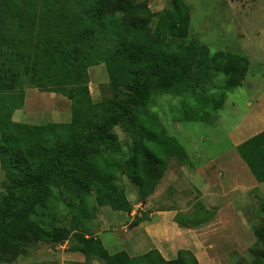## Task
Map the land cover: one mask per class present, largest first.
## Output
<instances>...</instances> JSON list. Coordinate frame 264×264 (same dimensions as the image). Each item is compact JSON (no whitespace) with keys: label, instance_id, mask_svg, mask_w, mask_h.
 I'll return each mask as SVG.
<instances>
[{"label":"trees","instance_id":"obj_1","mask_svg":"<svg viewBox=\"0 0 264 264\" xmlns=\"http://www.w3.org/2000/svg\"><path fill=\"white\" fill-rule=\"evenodd\" d=\"M66 2L44 6L39 15L29 12L31 3L25 5L28 9L8 6L21 24L38 16L41 27L53 30L39 32L29 49L7 52L0 45V136L4 142L10 137L7 146L0 147L9 178L7 193H0V262L11 263L32 244L61 243L77 233L81 243L77 249L99 264H199L190 250H180L169 261L155 249L137 257L126 251L110 254L101 239L79 228L78 216L70 226H47L45 219L67 197L79 216H89L84 214L88 201L93 203V215L97 207L105 206L129 212L131 204L115 184L118 174H125L135 185L139 201L152 196L172 159L182 166L189 164L182 144L152 111L154 97L185 96L198 89L205 92L203 79L215 75L210 64H216L218 73L230 75V88L240 87L248 59L236 54L242 67L225 68L230 53L212 56L206 45L185 43L190 17L178 2L157 13L139 0ZM0 15H7L1 6ZM28 36L32 38L31 33ZM171 43L178 44L176 52H171ZM101 63L106 65L109 83L101 88L102 101L94 103L88 69ZM27 87L68 98L72 121L34 127L15 122L14 113L24 106ZM203 100L214 108L201 101L196 108L183 110L182 122H208L216 116L223 100L213 95ZM117 125L131 139L126 150L114 133ZM46 132L58 141L49 149L41 144ZM237 151L256 180L264 182V131L239 145ZM260 208L264 217V200ZM213 216V210L197 201L192 210L178 213L175 222L193 229L206 225ZM148 219L143 213L131 225L137 227ZM256 237L253 264H264V227ZM237 262L247 264L243 259Z\"/></svg>","mask_w":264,"mask_h":264},{"label":"rangeland","instance_id":"obj_2","mask_svg":"<svg viewBox=\"0 0 264 264\" xmlns=\"http://www.w3.org/2000/svg\"><path fill=\"white\" fill-rule=\"evenodd\" d=\"M58 1L0 0V6L7 13V15H0V45L7 52L15 48L29 49V46H33L36 42L39 32L45 34L53 30V28L48 30L46 27H41V20L38 16L34 18V21L27 20L21 24L20 18L15 16L16 12L13 9L10 11L8 6L23 5L26 7L25 5L29 6L31 3L33 7L29 8V12L33 15H39L42 7L51 6ZM66 1L60 0L62 3H67ZM139 1L147 2L150 10L154 13L162 11H157L160 6V8L163 7V10L172 9V4L178 2L186 8L190 17L189 36L185 43L206 45L212 56L222 52L230 53L225 68L238 65L239 68L242 67V63L237 61L236 54L245 56L248 59V66L246 75L240 87L237 88H230V75L218 73L216 64H210L208 66L214 70L215 75L211 79H203L202 85L205 92L198 89L196 92L191 91L185 96L167 93L154 97L152 111L158 114L169 135L178 139L182 144L189 157V164L182 166L179 160L172 159L152 196L144 202L139 201L136 197L135 185L125 174H118L115 184L127 196L131 204L129 212L105 206L97 207L93 215L90 212L93 203L88 201L86 208H84V214L89 216H79L78 209L73 207V201L67 197L65 203L59 209H54L45 219L47 226H70L73 219L78 216L81 224L79 228H85V233L101 239L110 254L126 251L131 257L142 256L151 250L150 240L144 232L138 230L135 232V227L131 225L132 222L141 217L143 213L149 214L160 206L167 207L170 205L169 197L177 192L174 180L176 176H188L199 166H203L212 160H221L233 152L230 134L239 123L249 116L251 111L249 103L254 104L255 107V100L259 93L256 86L251 87L245 81L247 78H255L259 83L264 80V0H237L239 5L235 10L227 6L226 0ZM156 1L159 5H156ZM234 11L239 12V14L235 15ZM241 12L243 13L242 16ZM34 22H37V25H34ZM154 26L155 23H153ZM30 33L32 38L28 36ZM14 42L16 46H13ZM170 46L171 52H176L178 44L171 43ZM88 73L92 101L99 103L102 101L101 88L109 83L106 65L101 63L92 66L88 69ZM220 93L223 95L220 96ZM209 95H213L217 101L223 100L220 110L215 113L216 116L210 117L208 122H182L180 117L183 110L188 107L196 108L201 101H204L203 98L208 99ZM24 100V106L14 113L13 120L15 122L34 127L49 123L68 124L72 121L71 101L60 94L41 92L38 89L27 87ZM203 103L209 109L214 108L212 105L206 104L205 101ZM254 113H260V111ZM114 133L121 142L123 150H126V144L131 139L124 132V129L117 125L114 128ZM6 138L7 141L4 142V137L1 138L0 136V147L7 146L10 137L7 136ZM57 143L56 138L48 132L42 136L41 144L43 147L49 149ZM16 144L18 145L19 142ZM7 184H9V178L0 154V193H7L9 186ZM154 198L158 199L157 204H154ZM255 199L257 200L256 204L249 205L246 212L252 233L255 236L254 242L244 251L243 257H240L243 262L246 260L247 264H253L256 261L257 250H253V245L257 240L256 232L264 227L263 214L257 212L256 208L263 199L259 198L258 195L254 197ZM194 201L193 193H191L186 196V201L181 208L187 210L191 205L188 208L191 210ZM14 204H17V201ZM131 231L135 233V236L141 238V242H144L141 244L142 248H135L131 243L129 237ZM77 246H81V243L77 233H73L68 240L61 243L38 242L32 244L26 254L18 256L11 263L0 262V264H99L96 260H88L77 249ZM238 257L228 261L227 264H235Z\"/></svg>","mask_w":264,"mask_h":264},{"label":"crops","instance_id":"obj_3","mask_svg":"<svg viewBox=\"0 0 264 264\" xmlns=\"http://www.w3.org/2000/svg\"><path fill=\"white\" fill-rule=\"evenodd\" d=\"M155 3L159 5L158 1ZM226 4L235 10L239 1L226 0ZM160 7L157 11L163 10ZM234 14L239 12L234 11ZM245 82L251 87L256 86L259 93L255 107L249 103V116L230 134L233 152L221 160L199 166L188 176L174 177L177 192L169 197L170 205L156 208L148 214V220L134 229L135 232H144L150 240V249L158 250L168 261L176 259L180 250H190L199 264H227L238 255V260L242 259L244 251L254 242L255 236L246 212L249 205L256 204L255 196L264 200V182L256 180L237 147L264 131V80L259 83L255 78H247ZM256 111L260 113H254ZM191 193L195 200L192 209L200 201L206 209L214 211V216L206 225L188 229L179 226L175 217L180 212L190 211L188 208L191 205L187 210L181 207ZM157 203L158 199L154 198V204ZM260 203L256 207L257 212L261 211ZM129 237L135 248H142L144 242L140 241V237L132 231Z\"/></svg>","mask_w":264,"mask_h":264}]
</instances>
